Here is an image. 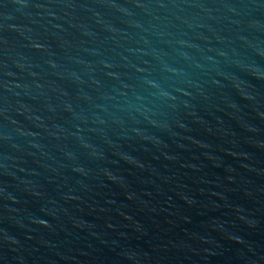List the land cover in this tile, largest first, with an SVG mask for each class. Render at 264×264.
<instances>
[{
  "label": "water",
  "instance_id": "obj_1",
  "mask_svg": "<svg viewBox=\"0 0 264 264\" xmlns=\"http://www.w3.org/2000/svg\"><path fill=\"white\" fill-rule=\"evenodd\" d=\"M0 264H264V0H0Z\"/></svg>",
  "mask_w": 264,
  "mask_h": 264
}]
</instances>
